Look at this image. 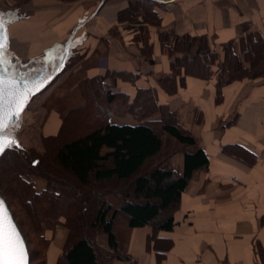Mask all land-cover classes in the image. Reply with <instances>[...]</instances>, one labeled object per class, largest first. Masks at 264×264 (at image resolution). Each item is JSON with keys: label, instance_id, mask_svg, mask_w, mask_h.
<instances>
[{"label": "crops", "instance_id": "crops-1", "mask_svg": "<svg viewBox=\"0 0 264 264\" xmlns=\"http://www.w3.org/2000/svg\"><path fill=\"white\" fill-rule=\"evenodd\" d=\"M131 2L139 12L119 18ZM0 14L9 44L1 69L18 78L47 72L67 48L66 67L79 55L62 76L64 81L80 75L71 84L79 88L77 106L91 94H85L86 84L102 78L105 91L123 99L118 107L116 100L95 93L109 121L135 125L138 120L125 105L147 91L208 157L181 192L171 230L129 227L117 216L118 249L129 259L109 264H264V74L231 80L218 91L217 61L203 65L200 74L171 68L174 57L185 55L187 44L177 46L182 36L205 38L217 60L230 41L242 57L240 39L248 33L257 32L264 41V0H0ZM165 33L167 43L176 44L172 51L163 47ZM44 112L40 133L54 136L61 114ZM158 117L153 112L146 119ZM169 163L182 171V150L171 154ZM66 235L63 225L47 231L46 264L56 263Z\"/></svg>", "mask_w": 264, "mask_h": 264}, {"label": "trees", "instance_id": "trees-1", "mask_svg": "<svg viewBox=\"0 0 264 264\" xmlns=\"http://www.w3.org/2000/svg\"><path fill=\"white\" fill-rule=\"evenodd\" d=\"M138 12L139 7H134L131 2L129 8L119 13V18L124 15L132 18ZM167 37L165 33L161 39L163 47L166 51H172L176 44L167 43ZM196 42V49L190 54ZM185 43V55L171 60L173 71L183 67L186 71L200 74V68L205 65L209 67L217 61L218 91L223 84L231 80L242 77L255 78L264 74V41L257 32L248 33L240 39L242 57L234 54L232 41L223 45V55L218 60L216 54L210 52L205 38L182 36L177 39V46ZM67 57L68 55L64 66L54 77L65 69ZM244 62L248 63L247 67ZM95 81L96 79L86 84L85 94L88 95L89 91L91 94L86 96L85 103L75 107L74 111L76 118L86 119L90 123L89 127L62 139V131L68 120L62 117L58 133L42 137L54 142L50 153L44 154L32 148L25 149L15 143L0 154V160L7 158V165L0 172V194L25 239L30 264H46L45 256L49 245L47 231L53 230L57 224L67 229V235L55 264H109L113 258L128 260L129 257L122 255L118 249L115 233L117 216H124L129 227L151 225L154 230H171L175 224L173 213L179 204L181 192L192 173L208 164L206 153L196 147L191 133L177 123L165 106L152 101L153 98L147 91H139L137 97L125 105V111L135 117L138 124L111 123L108 117L110 113L102 106L103 102L96 101L97 95L95 98L94 95L99 91L101 98L105 95L108 102L121 97H114V94L105 91L101 84L102 78ZM134 104L135 108H130ZM141 108L154 109L151 112H159V117L153 120L143 119L139 112ZM155 123H158L163 133L183 146L182 171L171 166L170 155L160 159L146 173H140L149 160L162 156L163 140L155 129ZM24 151L27 154H24ZM11 153L15 155L12 156ZM19 154L24 155L22 160H17L16 155ZM30 174L43 177L46 180L45 188L36 190L32 181L26 180V176ZM131 178L133 180L130 188L126 187L123 195L119 192L121 203L118 206L108 200L106 191H102V196L98 195L100 191H94L95 184L102 185L111 180L125 181ZM20 183H24V186ZM87 185H93L92 189L89 187L86 193H82L81 186ZM27 187L32 191L30 198ZM6 189H12L13 195L18 194L22 198L23 207L29 210L30 231L37 232L43 244L36 250V256H33L29 246L30 240L5 193ZM107 192L111 194L110 189ZM86 198L91 208L84 206ZM100 235L104 237V244L97 237ZM33 258L38 259V262L34 263Z\"/></svg>", "mask_w": 264, "mask_h": 264}, {"label": "rangeland", "instance_id": "rangeland-1", "mask_svg": "<svg viewBox=\"0 0 264 264\" xmlns=\"http://www.w3.org/2000/svg\"><path fill=\"white\" fill-rule=\"evenodd\" d=\"M27 1L28 0H20V1L15 0V2L17 4H26ZM61 56H62V54L59 53L57 58L54 60V62H52L48 66L47 73H50V71L54 68V66L60 62ZM78 56L79 55H76L75 57H73L74 61L72 60L73 61L72 64H74L77 61ZM72 64H70V65L68 64V66L64 69V71L65 72H66V70L68 71L70 66H72ZM0 71H1V73H3V70H0ZM64 71H62L58 75H56L54 77V79L47 85V87H45L43 90H41L38 94L34 95L31 98V100L29 101V103L26 105V108L20 113V115L18 117H16L14 120L9 122V127L7 130V136L13 137L14 139H16L17 143L19 145H21L22 147H24L25 149L32 148V150H36V151H39V152L44 153V154L50 153L53 150L54 142H52L50 139L45 140L44 138H42L43 136L40 133L41 124H42L43 119L45 118V112L44 111H46V110L49 111L50 109H56L60 112L61 119H62V117H65L68 119L66 121L64 131H62L63 132L62 139L66 138L69 134L71 135V134H75L77 132H81L86 127L90 126V123H88V121L86 119H83V120L80 119L79 120L78 118L75 117V115H77L76 112L74 113L75 109L77 108L76 100H77V94L79 95V90H78L79 88H77V89L72 88L71 84H73V82H76V80L80 79V75L76 74V76H75L72 74L73 76L71 75L70 77H68L66 80L63 81L62 76L65 73ZM38 72L39 71L33 72L30 75L23 77V78H27L31 75H36V73H38ZM3 74L15 76L10 71H7L6 73H3ZM61 81H63V82H61ZM100 89H101V87L98 88V90H100ZM120 100H122L121 102L123 103V99L118 98L116 100V102L119 105L118 107H120L122 105L120 103ZM102 106H104L103 103H102ZM118 107H116L114 110L115 111L120 110ZM130 108L134 109L135 104L133 106H131ZM143 109L144 108H141L139 110V112L143 116V119L147 118V116L150 115L149 113L152 110H154V109H148V108H146V110H143ZM160 110L163 111V108H161ZM83 116H87V115L83 114ZM164 117H166V114H164ZM166 119H168V118H166ZM61 123H62V121H61ZM154 126H155L156 131L159 133L160 137L163 140L162 156L149 160L145 164L144 168L140 171V173H146L160 159H162L164 157H169L171 154H173L175 152H179L183 148V146L176 143L173 138H171L168 135H166L165 133H163L160 130L158 123H155ZM25 153L27 154V152L24 151V154ZM11 155L13 156V155H15V153H13V154L11 153ZM22 156L24 157V155H20V154L16 155L17 160L18 159L22 160V158H23ZM6 165H7V158L3 157L0 160V172L4 169L3 167H5ZM26 180L32 181L35 189L38 191L45 188L46 180L41 176H38L35 174H30L29 176H26ZM132 180H133V178H131L129 180H125V181L111 180V181H108L106 183H102V185L101 184L100 185L95 184V186H93V185L81 186L80 191L82 193H86L88 191L89 187H91L90 190L92 189V186L94 187V191L96 193H98V191L101 192L98 195H101L103 193L102 191H106V194H107L106 197L108 198V200L114 206H118L121 203L119 192L121 191L122 195H123V193H124L123 190L126 187L130 188ZM20 181L23 182L22 180H20ZM20 185L24 186V183L23 184L20 183ZM73 185H74V183H73ZM108 189L111 190V194H109V192H107ZM28 191H29L28 197L30 198L32 195V191L30 189ZM5 193L7 194L8 199L11 201V203L13 205V209L15 210V213L17 215V218L20 221L27 237L30 240L29 246H30V249L33 253V256L34 255L36 256V254L38 252L36 250H38V248H41V246H43V244L41 243V240L38 238L37 232H31L30 231V228H29L30 227L29 226L30 216L28 214L29 210L25 206L23 207L22 198H20L18 196V194L13 195L12 189H8V190L6 189ZM96 199H99V198H96ZM43 200H45V199H43ZM84 201H85L84 206L87 209L91 208V204H90L89 200L86 198V199H84ZM57 225H61V224H57ZM97 237L100 241L102 240L99 236H97ZM43 254H44V252H42L41 255L43 256ZM33 259H34V263L38 262V259H35V258H33Z\"/></svg>", "mask_w": 264, "mask_h": 264}, {"label": "snow or ice", "instance_id": "snow-or-ice-1", "mask_svg": "<svg viewBox=\"0 0 264 264\" xmlns=\"http://www.w3.org/2000/svg\"><path fill=\"white\" fill-rule=\"evenodd\" d=\"M9 47L5 21L0 14V63L3 52ZM7 69L3 70L6 73ZM41 85L36 86L39 91ZM31 89L20 91L17 83L0 74V153L16 142L9 139L7 130L13 116H19L29 99ZM0 264H26L23 240L6 203L0 199Z\"/></svg>", "mask_w": 264, "mask_h": 264}, {"label": "water", "instance_id": "water-1", "mask_svg": "<svg viewBox=\"0 0 264 264\" xmlns=\"http://www.w3.org/2000/svg\"><path fill=\"white\" fill-rule=\"evenodd\" d=\"M66 54H67V48L64 49V53L60 59V62L54 66V68L50 71V73L45 72V70L39 71L38 73H36V75H31L27 78H18L17 76H10V75L4 74L6 76V78H10L11 80H13L17 83V86H18L20 91H26L28 89L32 90L31 93H29V99L26 102L24 109L26 108V105L29 103L31 98L34 95L38 94L41 90H43L52 81V79H53L54 75L57 73V71L64 66ZM0 70H3V69L0 68ZM0 74H3V73H1V71H0ZM37 85H41L39 91L36 90ZM16 117L17 116H13L12 120H14ZM8 138L14 139L13 137H9V136H8ZM14 140L17 143V140L16 139H14ZM0 199H2L6 203L5 199L2 197L1 194H0ZM6 206L9 210V212L11 213V210L9 209L7 203H6ZM11 215H12V213H11ZM12 217H13V215H12ZM13 220H14V217H13ZM14 223H15V225H16L19 233H20V236L23 240V243H24V248H25V252H26V264H30L27 244H26L25 239H24L18 225L16 224L15 220H14Z\"/></svg>", "mask_w": 264, "mask_h": 264}]
</instances>
